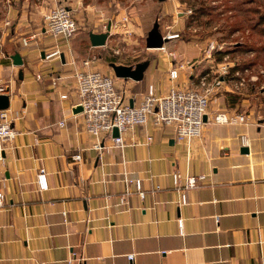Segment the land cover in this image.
<instances>
[{"label": "crops", "instance_id": "0c3cea01", "mask_svg": "<svg viewBox=\"0 0 264 264\" xmlns=\"http://www.w3.org/2000/svg\"><path fill=\"white\" fill-rule=\"evenodd\" d=\"M61 1L0 0V81L10 88L8 108L17 131L0 160V264H264L261 42L247 44L253 40L247 38L248 27L224 33L218 26L204 38L168 39L179 46L177 58L165 43L167 51L150 59L141 80L116 79L138 103L150 84L158 93L173 84L201 89L202 76L210 79L226 61L229 68L210 95L208 116L244 113L246 121L208 120L189 144L176 139L174 126L150 121L125 132L124 146L100 152L92 146L83 113L73 111L79 101L75 72L91 66L114 69L102 49L86 40V32L64 39L45 31V11ZM101 10L95 23L109 17ZM90 31L105 30H89V38ZM32 33L37 37L24 44ZM212 40L218 47L211 53ZM56 47L61 56L46 58L45 52ZM15 52L23 64L13 62ZM95 54L100 58L86 66L83 60ZM181 62L179 77L171 79L169 70ZM244 145L248 152L241 151ZM78 152L82 157L75 159ZM41 168L46 189L38 180ZM123 169L141 180L144 197L125 180ZM176 170L183 181L188 174L204 177L197 186H178ZM128 186V201L121 204ZM129 253L135 254L132 260Z\"/></svg>", "mask_w": 264, "mask_h": 264}, {"label": "built area", "instance_id": "2783aa9c", "mask_svg": "<svg viewBox=\"0 0 264 264\" xmlns=\"http://www.w3.org/2000/svg\"><path fill=\"white\" fill-rule=\"evenodd\" d=\"M74 8L64 2H59L47 9L43 15L44 29L52 37L69 39L76 34L79 29L78 20L74 14ZM128 20L129 17L123 18ZM111 29V27H110ZM111 32V30H110ZM168 39L179 37V32L168 30L167 34H163ZM37 37V33H32L23 38L24 44H29L32 39ZM218 47V43L212 40L208 44V51L211 53ZM166 50V45L160 47ZM115 53H121L120 48H116ZM170 56L177 58L178 53L175 50L167 51ZM63 51L60 47L46 51L45 57L61 56ZM96 54L88 59H84L83 63L87 66L98 60ZM132 65V64H129ZM133 67L135 65H132ZM184 68V63L174 65L169 70L171 79L176 80L179 77L180 70ZM229 63L224 62L211 78L204 75L201 78L202 88L198 89L190 86H181L173 84L165 93H158L155 85L150 84L148 91L141 94V99L138 103L133 101L127 95V89L118 85L115 72L103 71L99 68L88 67L78 69L75 72L76 92L79 96L78 103L83 104V116L86 129L93 137L92 146L96 150L103 152L108 150L112 145L124 146L126 140L124 133L133 130L139 124L152 122L156 127L172 125L175 129V137L179 141L189 144L194 138L202 134L204 124L208 120L214 122H241L246 121V114L237 113L229 115L225 111H217L212 117L208 116V108L210 95L215 87H219L222 83L221 74L228 71ZM9 86L0 81V93H8ZM62 97H67L68 94L63 93ZM9 108H0V160L4 158V149L6 143L16 136V129L12 124V116H10ZM207 115V120H205ZM65 121H61L64 125ZM119 128V135H113V129ZM106 139L111 140V144H106ZM147 142L153 140V135L146 136ZM245 141V140H244ZM190 153V151H188ZM81 153L74 154L75 159H80ZM125 175V180L129 183L134 182L136 190L141 197L145 196V191L142 189L141 180L139 178H131L126 169L122 171ZM204 176L188 174L183 181L182 174L176 170L174 172V183L178 186L194 187L199 185V180ZM38 180L42 189L48 188L45 168H41L38 174ZM131 193L129 186L120 195V203L124 204L128 201V196ZM183 201L185 195L183 193ZM4 205V192L0 188V207ZM179 224L183 226V219H179ZM134 253H129L128 258L133 259Z\"/></svg>", "mask_w": 264, "mask_h": 264}, {"label": "rangeland", "instance_id": "374dc122", "mask_svg": "<svg viewBox=\"0 0 264 264\" xmlns=\"http://www.w3.org/2000/svg\"><path fill=\"white\" fill-rule=\"evenodd\" d=\"M202 1L213 7L205 9L204 14H193ZM228 2L227 0H70L67 4L74 8L79 23L77 32H88L95 28L107 30L109 25L107 19L110 20L111 32L107 43L98 46L102 49L103 54H100L104 59L136 65L143 60L150 61L151 58L158 56L157 52L163 51L159 49L160 47H147L146 38L155 21H159L163 34L172 30L179 32L180 36L186 39H193L194 34L200 32L210 35L220 22L225 21V18L231 14ZM90 4L107 9L109 17H106L107 19L101 24L95 23L99 15H102V10L92 9L89 7ZM0 13H2L1 9ZM126 15L129 17L128 20L123 19ZM249 37L254 35L250 33L247 38ZM223 38L226 39L228 36L224 34ZM165 43L168 49H179L172 40H167ZM116 48H120L121 53H115Z\"/></svg>", "mask_w": 264, "mask_h": 264}, {"label": "water", "instance_id": "95a60500", "mask_svg": "<svg viewBox=\"0 0 264 264\" xmlns=\"http://www.w3.org/2000/svg\"><path fill=\"white\" fill-rule=\"evenodd\" d=\"M110 27L111 23L108 25V29L102 32L97 31H90V39L94 46H101L106 44L107 39L110 35ZM168 40L167 37H164L162 31L160 30V24L159 21H155L153 27L149 30L146 43L147 47L149 48H159L164 45V43ZM12 59L15 64H23L24 60L22 58V55L20 52H15L12 54ZM149 60H143L138 62L134 67L129 64L124 63H117L115 61H110V65L114 69L115 74L118 77H124V78H132L135 80H141L144 76L145 70L149 65ZM20 77H23L22 71L20 74ZM133 102L131 101V104ZM10 105V95L6 93H0V108H7ZM83 104L77 103L73 106V111L75 113H80L83 111ZM205 120H207V115H205ZM119 128L117 126L113 129V135L118 136ZM242 152H248L249 147L244 145L241 148Z\"/></svg>", "mask_w": 264, "mask_h": 264}, {"label": "trees", "instance_id": "16d2710c", "mask_svg": "<svg viewBox=\"0 0 264 264\" xmlns=\"http://www.w3.org/2000/svg\"><path fill=\"white\" fill-rule=\"evenodd\" d=\"M227 2L231 14L225 18V21L220 22L219 28L226 33V31L231 32L237 28L242 29L248 27L254 37L253 40L247 44L251 47H256L257 42H261L260 47H264V0H227ZM209 7L213 6L207 5L202 1V3L195 8L193 14H204L203 12L206 11L205 9ZM85 35L87 38L86 40L89 41V32H86ZM199 35L202 38L207 36V34L203 33ZM257 57L263 58V54L259 53Z\"/></svg>", "mask_w": 264, "mask_h": 264}]
</instances>
